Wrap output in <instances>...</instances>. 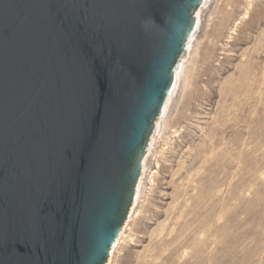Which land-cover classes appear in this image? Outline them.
<instances>
[{
  "label": "water",
  "instance_id": "1",
  "mask_svg": "<svg viewBox=\"0 0 264 264\" xmlns=\"http://www.w3.org/2000/svg\"><path fill=\"white\" fill-rule=\"evenodd\" d=\"M212 0H0V264H106Z\"/></svg>",
  "mask_w": 264,
  "mask_h": 264
},
{
  "label": "rangeland",
  "instance_id": "2",
  "mask_svg": "<svg viewBox=\"0 0 264 264\" xmlns=\"http://www.w3.org/2000/svg\"><path fill=\"white\" fill-rule=\"evenodd\" d=\"M182 75L111 264H264V0H212Z\"/></svg>",
  "mask_w": 264,
  "mask_h": 264
},
{
  "label": "bare ground",
  "instance_id": "3",
  "mask_svg": "<svg viewBox=\"0 0 264 264\" xmlns=\"http://www.w3.org/2000/svg\"><path fill=\"white\" fill-rule=\"evenodd\" d=\"M181 78L183 79V75L181 76ZM182 79H180V81H182ZM180 81H179V84H178V86H177V89H176V91H175V94H174V96H173V99H172V101H171V104H170V106H169V108H168V111H167V113H166V116H165V118H164V121H163V123H162V126H161V128H160V131H159V133H158V136H157V138H156V140H155V143H154V145H153V148H152V150H151V153H150V155H149V158H148V160H147V163H146V165H145V167H144V170H143V172H142V175H141V177H140V180H139V182H138V185H137V191H136V196H135V200H134V203H133V205H132V207H131V210H130V212H129V216H128V219L126 220V222L124 223V225H123V227L121 228V232H120V236L118 237V239L116 240V242H115V244H114V246L112 247V251L110 252V257H109V260L106 262V264H111L112 263V261H113V258H114V253H115V251L117 250V248H118V246L120 245V242L122 241V239L124 238V235H125V232H126V229L128 228V226H129V224H130V222H131V220L133 219V217H134V215L135 214H137L136 212V209H138V205L140 204V199H141V196H142V194H143V190L144 189H146V188H144V187H146V186H144V184H145V179H146V174H147V172H148V163H149V160H150V158L151 157H154L155 156V154L156 153H158L157 151H156V146L158 145V143L160 144V140H162L163 139V136H164V131H165V129H166V121H168V120H166V117H167V115L169 114V111H171L170 109H172V104L174 103L173 101H174V97L176 96V94H177V92H178V88L180 87L179 85H180ZM182 83V82H181ZM169 126V125H168ZM161 152V151H160ZM159 152V153H160ZM150 178V177H149ZM144 196V195H143ZM142 196V197H143ZM136 216V215H135Z\"/></svg>",
  "mask_w": 264,
  "mask_h": 264
}]
</instances>
